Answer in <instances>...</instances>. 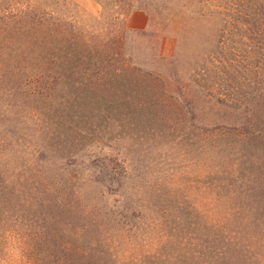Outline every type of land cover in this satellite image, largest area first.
I'll return each instance as SVG.
<instances>
[{
	"label": "rangeland",
	"instance_id": "374dc122",
	"mask_svg": "<svg viewBox=\"0 0 264 264\" xmlns=\"http://www.w3.org/2000/svg\"><path fill=\"white\" fill-rule=\"evenodd\" d=\"M259 1L109 0V14L98 0L60 6L54 18L80 32L72 47L93 45L86 58L93 54L96 68L85 71L86 60L79 76L48 95L0 92V111L9 113L0 121V264H49L61 254L53 241L89 239L129 255L127 264H144L180 239L228 242L212 225L225 211L244 221L239 237L264 233V205L244 204L261 216L243 218V205L223 202L227 189H264V170L236 180L240 165L219 158L209 142L240 123L246 107H260ZM131 8L148 14L145 29L127 27L130 13L124 25L110 18ZM44 192L50 198L42 205ZM260 247L225 254L264 264Z\"/></svg>",
	"mask_w": 264,
	"mask_h": 264
},
{
	"label": "trees",
	"instance_id": "16d2710c",
	"mask_svg": "<svg viewBox=\"0 0 264 264\" xmlns=\"http://www.w3.org/2000/svg\"><path fill=\"white\" fill-rule=\"evenodd\" d=\"M71 1L0 0V92H18L20 99L25 97L26 100L30 95L36 96L38 93L44 96L50 91L55 92L58 84L64 79L79 76L80 64L86 60L88 62L87 67L84 68L85 71L90 70V65L96 68V65L92 64L93 54H91V59H87L86 56L88 52H91L90 48L93 45L83 42L81 49L72 47L80 43V32L75 33L73 29L68 30L64 23L59 25L60 17L54 18L60 11V6L69 7ZM98 1L102 3L104 13L109 14L111 2L109 0ZM201 2L205 3V0ZM257 7L259 29L262 32L264 29V0H260ZM136 8L125 11L117 10L110 15V18L120 20L124 25L129 13ZM216 13L221 16L222 21L225 19L224 10L216 11ZM245 14L247 18L252 16V13ZM245 24L249 25L250 21L246 20ZM123 30H127L126 26ZM221 32L224 33V27L221 28ZM218 43L223 44L221 37ZM73 53L80 59H74ZM217 54L218 49L212 51L207 60H214ZM1 99L0 104H4ZM244 100L252 103V100ZM256 107L257 105L251 109L246 107L242 114V121L237 125L225 127L224 130L211 133L209 136V142L213 149L217 150L219 158L224 161L229 159L231 164L240 165L236 180L243 179L247 174L251 177L264 170V95L261 97L260 107L258 109ZM3 117L9 119V113L0 111L1 122H5ZM40 159H45L44 155H41ZM49 198V193L44 192V196L39 197L40 204L43 205ZM51 200L49 203L52 202ZM223 202L243 205V218L245 216L260 217L261 214L258 212L247 211L244 204L264 205V189H227ZM42 216H44L43 211ZM221 216V221L212 222V225L214 228L220 226L218 231L227 233V238L224 240L228 242L217 239L205 240L202 237L194 240L180 239L172 244L166 243L158 246L156 250L162 252L165 257L161 259L157 255H152L144 258V264H171L172 262L173 264H242L240 260L247 261L245 256L241 255L240 259L237 256L230 257L225 254V250L246 249L250 245L253 247L259 245L260 250L264 251V233H258L256 237H239L238 230L242 227L237 226L244 221L239 216H237L239 222L230 219L226 211ZM53 246H58L63 254H54L49 264H127V261L131 259L129 255L117 256L115 252L111 253L110 249L113 248H110L109 244L104 243L102 239L68 240L61 243L53 241ZM141 250L142 246L138 251L141 252ZM173 250L178 254L176 255ZM37 260L36 262L31 261L30 264H40ZM1 261L2 257H0V263ZM263 261L264 258L261 263ZM134 263L136 262L131 261L129 264Z\"/></svg>",
	"mask_w": 264,
	"mask_h": 264
},
{
	"label": "crops",
	"instance_id": "0c3cea01",
	"mask_svg": "<svg viewBox=\"0 0 264 264\" xmlns=\"http://www.w3.org/2000/svg\"><path fill=\"white\" fill-rule=\"evenodd\" d=\"M86 5V7L93 11L98 13V7L93 6L92 3H83ZM149 24V16L144 10H135L128 16L126 20V25L128 28L132 30H143L145 29Z\"/></svg>",
	"mask_w": 264,
	"mask_h": 264
}]
</instances>
